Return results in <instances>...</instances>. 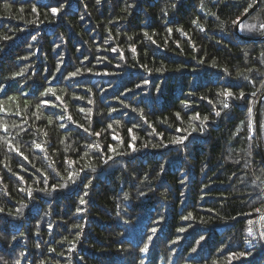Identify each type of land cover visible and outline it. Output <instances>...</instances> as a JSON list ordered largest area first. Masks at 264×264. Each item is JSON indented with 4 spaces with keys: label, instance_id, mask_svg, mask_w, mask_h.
<instances>
[{
    "label": "trees",
    "instance_id": "obj_1",
    "mask_svg": "<svg viewBox=\"0 0 264 264\" xmlns=\"http://www.w3.org/2000/svg\"><path fill=\"white\" fill-rule=\"evenodd\" d=\"M256 2L0 0V264H264Z\"/></svg>",
    "mask_w": 264,
    "mask_h": 264
},
{
    "label": "snow or ice",
    "instance_id": "obj_2",
    "mask_svg": "<svg viewBox=\"0 0 264 264\" xmlns=\"http://www.w3.org/2000/svg\"><path fill=\"white\" fill-rule=\"evenodd\" d=\"M97 3H99V0H97ZM251 6H252V5L250 4L249 7H251ZM129 7H131V5H129ZM32 11L35 12V11H36V8H33ZM50 11L52 12L53 15H55V14L58 13L59 9L54 7V8H51ZM245 11H247V9H245ZM165 14H166V13H165ZM194 23H195V21H194ZM234 23H236V24L239 25V24H240L239 19H238L236 22H234ZM252 27H255V26H252ZM169 31H171V30H169ZM201 31H203V28H202V27H201ZM145 35H147V33H145ZM33 39H35V37H33ZM112 50L115 51V49H112ZM132 51H135V49H132ZM78 72H79V69L77 70V72L70 73L69 76H70V77H75V76L77 75ZM21 74H22V73H17L16 75H21ZM245 79H247V77H245ZM48 91H51V89H49ZM218 95H220V96H222V97L224 98V101H223V108H228L229 105H228V103H227V100H228V98H230V97L233 96V93H232L231 91H229L228 89H224V90H223L221 93H219ZM243 96H244V93L241 92V93H240V97L243 98ZM58 99H59V98H58ZM202 99H203V98H202ZM38 107H39V105H38ZM125 107L127 108L128 105H125ZM132 110L135 111V109H132ZM81 111H83V109H81ZM113 111H114V109H113ZM249 111H251V109H249ZM220 115H221V112H220V111H215V116L219 117ZM177 116H178V118H179V114H177ZM70 119H71V117H69V120H70ZM192 119H194V120H196V119H200L199 114L197 113L196 116L192 117ZM208 119H209L208 116H204L203 119H200V125H199V126H200V131H201V132H203V130H204V125H205V123L208 121ZM50 122H51V121H50ZM61 127H63V125H61ZM109 127H111V125H109ZM85 130L87 131V129H85ZM5 131H6V129H5ZM177 131H180V129H177ZM192 131H196V128L193 127V128H192ZM129 132L131 133V129H129ZM96 135H99V133H96ZM189 135H191V133H189ZM115 138H116V137H113V139H115ZM133 139H135V137H133ZM186 139H187V136H184V137H177L176 140L174 141V143H176V144H182V143H184V141H185ZM35 147H36L37 149H40V148H42V145H41V144H36ZM87 147H90V148H91V147H93V145H92V144H89V145H87ZM129 147H132V145L129 144ZM145 147H147V145H145ZM109 149L112 150V151H114V149L111 148V145L109 146ZM16 151L18 152V154H20L18 149H16ZM133 151H135V148H133ZM84 155L87 156V153H85ZM108 159L110 160V159H112V157H108ZM105 163H107V160H105ZM68 178H69L70 180H72L73 183H75L74 176H73L72 173H69V177H68ZM18 179H21V178L18 177ZM65 186H66V185H63V184L60 185L61 188L65 187ZM84 187L87 188L88 185H84ZM37 190H38V191H47V189H37ZM52 190H53V191L56 190V186H55V185L52 186ZM29 195H31V189H29ZM85 195H87L86 192H85ZM124 199H125V200L128 199L127 194H125ZM80 203H81V204H84L85 201H84L83 199H81ZM25 206H26V205H25ZM18 211H19V210H18ZM257 211H259V209H257ZM0 212H3V209H2V208H0ZM249 223H251V221H250ZM183 230H184V229H180L179 231H183ZM155 231H156V229L153 228V229H152V232L155 233ZM248 231H249V234L251 235V234H252V229L249 228ZM253 238L255 239V237H253ZM13 239H15V237H13ZM77 239H79V236H77ZM149 239H151V237H149ZM37 247H39V245H37ZM147 251H148V245L145 244L144 247L141 248V252H142V253H146ZM193 251H195V249H193ZM236 255L243 256V255H245V254H244V253H238V254H236ZM0 259H3V258L0 257ZM15 264H19V260H16V261H15Z\"/></svg>",
    "mask_w": 264,
    "mask_h": 264
},
{
    "label": "water",
    "instance_id": "obj_3",
    "mask_svg": "<svg viewBox=\"0 0 264 264\" xmlns=\"http://www.w3.org/2000/svg\"><path fill=\"white\" fill-rule=\"evenodd\" d=\"M259 5V0H257L255 6L250 10L248 11L243 17L242 19L240 20V24L249 16L252 14V12L257 8V6ZM240 24L236 25V30L238 31L239 30V26ZM264 99V95L260 98L258 104H257V108H256V132H257V136H258V139H259V110H260V105L262 103V100ZM259 146H260V140H259ZM261 147V146H260Z\"/></svg>",
    "mask_w": 264,
    "mask_h": 264
}]
</instances>
